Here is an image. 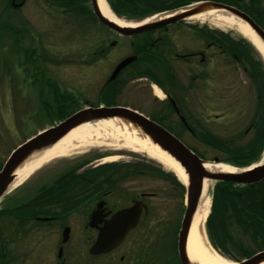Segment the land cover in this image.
<instances>
[{"label":"flooded vegetation","instance_id":"af4514ba","mask_svg":"<svg viewBox=\"0 0 264 264\" xmlns=\"http://www.w3.org/2000/svg\"><path fill=\"white\" fill-rule=\"evenodd\" d=\"M28 1L2 0V10L4 7L5 10L10 7L8 9L12 12H18ZM103 1L114 17L138 22L199 2H215L245 14L264 31V0L192 2L179 0L177 3H170L169 6L160 7L165 10L158 12H154L155 9L152 6L159 0ZM28 3H35L45 12V15L47 13L51 19L60 21L62 24L72 21L95 27L96 30L87 29V35L83 34L85 38H92L90 42L94 46L93 53H104L103 48L106 44L111 49L124 44L127 54L120 59L119 63L126 58L134 57V60L118 74L114 81L108 85L104 83L99 90V97H102V93L105 92L109 98L116 101L124 89L126 93L130 90L136 91L133 84L139 81L146 82L152 96L149 95L146 99L140 98L142 100L137 101L135 105L129 102L119 105L102 102L97 106L87 107L128 108L150 119L168 132L174 133V136L191 150L193 148L184 142L181 135H188L206 148L211 147L209 143L211 138L227 144L230 148H243L257 140L258 135H264V94L261 93L264 74L260 69L261 61L255 57L251 49L248 55H241L240 49L247 44L246 41L240 39L235 41L226 33L197 27L196 21L191 19H184L131 36H123L108 29L97 20L93 14L92 0H31ZM146 5H151L152 8H144ZM231 43L238 45L232 46ZM214 49L217 53L213 52ZM214 54L221 59L220 62L216 60L217 62L225 65L230 58L242 66L244 72L248 73L254 82L258 80L255 87V111L246 129V132L252 131L253 135L243 145H236L234 143L236 139L230 137L220 138L208 129L207 124L211 119L216 121L223 117L213 114L210 99H205V106L210 109L198 110V102L201 101L197 100V96H202L198 94V84L202 85L200 82H204L203 86H209L212 79L210 70L213 67ZM126 70H129L127 71L128 80L117 83L119 85L115 86L119 75ZM252 70L257 71L258 74L255 72L249 74ZM205 87L202 90L206 92ZM141 90L137 93L138 95L144 92L143 89ZM157 92L160 96L156 95ZM150 116L157 119H152ZM241 135L243 137L244 133ZM263 153L264 146L259 157L248 166L237 167L222 162L219 164L246 171L261 164ZM85 167L86 165L81 168L83 169L81 173L74 175L77 181L71 188L72 193L66 192L68 188L64 190L65 193H62V190L29 194H17L18 191H11L0 197V264H69V243H74L75 246L83 245L77 255L80 264H101L100 260L109 256H111V264H190L186 250L189 232L184 236L183 243L179 244L184 206L180 208V212L183 211L176 216L175 221H172L171 216L167 220L165 218L166 223L149 220L155 213L154 208H157L150 201L154 197L153 194L139 193L132 196L127 193H117L120 183L126 179V173L121 174L123 172L121 170H124L121 164L111 167L108 184L103 182L102 189L101 177L93 176L91 173L99 167L84 170ZM216 184H219V187L216 188ZM234 187L237 189L231 190ZM217 190H219L218 193H216ZM134 205L137 209L132 218L136 219V223L124 234L119 244L107 252L91 254L90 250L96 243L101 230L109 222L114 221L112 219L115 216ZM228 212L231 216L229 226H234L238 234H242L241 238L248 239L249 243L254 242V248L248 253L241 255L240 252L230 257L223 251L224 247L232 245L230 238L234 234V231H229L223 223L228 219ZM121 221L120 219L117 222L119 226L122 225ZM149 223H153L151 229L148 227ZM205 226L207 243L226 260L240 263L263 252L264 178L255 184L215 183L210 213ZM181 257L185 260L184 263Z\"/></svg>","mask_w":264,"mask_h":264},{"label":"rangeland","instance_id":"374dc122","mask_svg":"<svg viewBox=\"0 0 264 264\" xmlns=\"http://www.w3.org/2000/svg\"><path fill=\"white\" fill-rule=\"evenodd\" d=\"M192 1L199 0H189V2ZM1 2L2 0H0V168L10 153L25 140L79 109L89 105L97 106L102 102L109 105L129 102L135 105L137 101L142 100L140 98L146 99L147 96H151L145 81L133 84L136 91L130 90L126 93L124 89L116 101L109 98L105 92L102 93V97L98 96L99 90L114 67L127 54L124 44L114 49L106 44L103 48L104 53H93L94 46L90 42L92 38H85L83 34L87 35V29L96 30L95 27L72 21L62 24L60 21L51 19L47 13L45 15V12L35 3L27 2L23 9L12 12L8 9L10 7L6 10L4 7L2 10ZM172 2L177 3L179 0H159L153 6L154 12L161 11L160 9L165 10L160 7L169 6ZM116 18L125 23H138L136 20ZM195 23L197 27L226 33L235 41L239 39L246 41L255 57L261 61L260 69L264 74L263 58L245 38L233 31L216 29L206 22L196 21ZM213 52L217 53L215 49ZM213 58V67L210 70L212 79L209 86H203L204 82H200L202 85L198 84V94L202 95L197 96V100L201 101L198 102V110L207 108L205 99H210L213 114L223 117L216 121L211 119L207 124L208 129L220 138L230 137L236 139L234 141L236 145H243L253 135L252 131L246 132V129L255 111V87L258 80L254 82L248 73L244 72L242 66L230 58L225 65L219 63L221 59L215 57V54ZM127 71L129 70L119 75L115 86L119 85L117 83L128 80ZM253 72L258 74L255 70L249 74ZM204 87L206 92L202 90ZM141 89L144 92L138 95ZM150 118L157 119L151 116ZM241 133H244L243 137ZM171 134L174 135L172 132ZM181 138L202 155L207 163L214 164V159L226 157L221 152L202 147L188 135L183 134ZM111 157L117 159L103 163L104 159ZM120 164L124 169L120 172L122 175L126 173V179L120 183L117 193H127L132 196L139 193L153 194L154 197L150 201L157 208H154L153 218L151 216L149 220L166 223L167 218L171 216L173 219L171 220L175 221L176 216L182 213L183 210L180 212V208L185 201V191H181L177 185L181 183L173 173L166 171L157 162L127 150L113 151L108 147H95L70 157L55 159L42 166L13 191H18L17 194L46 193L57 179L70 174L77 175L83 171L81 168L85 165L84 170ZM103 179L101 177L100 180ZM236 189L234 187L231 190ZM214 190L215 183L212 182L211 203ZM229 213L228 219L223 223L229 231L233 230L234 234L230 238L232 245L224 247L223 251L230 257L240 252L241 255L248 253L254 248V242L249 243L248 239L241 238L242 234L239 235L234 226H229L231 225ZM205 223L203 232L207 239ZM148 227L151 229L153 223H149ZM151 240L153 241L152 238ZM82 247V244L75 246L74 243H69V264H80L77 255ZM226 261L233 263V261ZM100 263L111 264V256L103 257Z\"/></svg>","mask_w":264,"mask_h":264},{"label":"water","instance_id":"95a60500","mask_svg":"<svg viewBox=\"0 0 264 264\" xmlns=\"http://www.w3.org/2000/svg\"><path fill=\"white\" fill-rule=\"evenodd\" d=\"M92 10L101 24L123 36H131L144 31L157 29L163 25L190 19L192 16L204 12L217 10L245 24L264 46V31L260 27L245 14L220 3L209 1L199 2L185 8L164 13V15H159L150 20L138 22V25L134 27H121L106 19L100 12L98 2L95 0H92ZM133 60L134 57H129L118 63L110 74L106 85L114 81L118 74ZM107 120H117L134 129L142 138H146L153 146L170 157V159L177 163L182 169L186 177V184H183L185 188V211L179 239L180 245L183 243L184 236H186V233L190 230L192 219L200 200L204 181L211 183L230 182L242 185L255 184L264 178V162L246 171L237 170L233 173H221L207 170L205 168L207 162L200 159L170 132L150 119L128 108L104 106H99L97 108L85 107L74 112L54 126L38 132L10 153L0 170V197L8 192L10 184L15 178L16 170L30 157L52 147L71 130L81 125ZM217 161V159H214V164H217ZM136 209L137 206L134 205L132 208L115 216L112 219L114 221L109 222L101 230L96 243L90 250L91 254L107 252L116 247L124 234L136 223V219L132 218ZM120 219L122 220V225L119 226L117 222ZM181 260L184 263L185 260L182 259V257ZM262 263H264V251L237 264Z\"/></svg>","mask_w":264,"mask_h":264},{"label":"bare ground","instance_id":"6f19581e","mask_svg":"<svg viewBox=\"0 0 264 264\" xmlns=\"http://www.w3.org/2000/svg\"><path fill=\"white\" fill-rule=\"evenodd\" d=\"M98 7L102 15L121 27L136 26L138 23H125L114 17L103 0H98ZM191 20L206 22L216 29L229 30L245 38L264 60V46L250 29L241 21L217 10L204 12L190 18ZM156 95L160 96L158 92ZM108 147L113 151L127 150L142 154L160 164L166 171L175 175L181 184H186V177L182 169L170 157L153 146L146 138H142L134 129L117 120L98 121L81 125L71 130L52 147L30 157L15 172V178L10 184L8 192L16 190L27 181L37 170L45 164L61 158L70 157L87 149ZM117 158L103 160L113 162ZM264 162V153L260 163ZM205 168L213 172L233 173L237 170L225 164L207 163ZM211 182L204 181L200 200L193 216L187 239V256L190 264H232L222 259L207 243L203 225L210 213ZM264 264V263H262Z\"/></svg>","mask_w":264,"mask_h":264},{"label":"trees","instance_id":"16d2710c","mask_svg":"<svg viewBox=\"0 0 264 264\" xmlns=\"http://www.w3.org/2000/svg\"><path fill=\"white\" fill-rule=\"evenodd\" d=\"M153 7V6H152ZM151 5H146L144 6V8H152ZM161 11L163 9H160ZM232 46H236L238 44H233L231 43ZM240 46V44H239ZM244 47H242L240 49L241 55L244 54V56L248 55V52L250 50V47L248 44H244ZM237 55V52H235ZM246 58V57H245ZM261 93L264 94V84L262 86L261 89ZM257 139V138H256ZM209 143H210V148L216 152H221L223 155H225L226 157L219 159V162L222 163H226V164H231L237 167H244V166H248L249 164H251L252 162H254L260 155V153L262 152V148L264 146V135H258V139L247 144L245 147L243 148H230V146H228L227 144L223 143V142H219V141H215L214 139H209ZM194 153H196L201 159L207 161L202 155H200L198 152H196V150H192ZM113 166V165H112ZM111 165H106L103 168H99L95 171H92V174H95L97 176H100L102 178H104V180H102L100 182L101 184V189L102 186L104 185V183L108 184V179L109 176L112 172L111 170ZM77 179L76 176H72V174L70 175H66V176H62L61 178H59L56 183L49 189V191L51 192H57L62 190L61 192L63 193L64 190H66V192L68 193H72V186L76 183ZM179 186V188L181 189V191H184L183 186H181L180 184H177ZM219 187V184H216V188ZM219 190H217L216 193H218ZM65 193V192H64Z\"/></svg>","mask_w":264,"mask_h":264}]
</instances>
